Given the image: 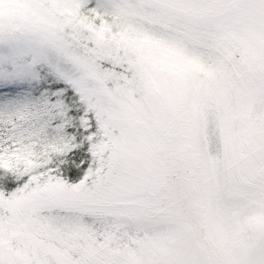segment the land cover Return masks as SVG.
Listing matches in <instances>:
<instances>
[{"label":"snow or ice","instance_id":"snow-or-ice-1","mask_svg":"<svg viewBox=\"0 0 264 264\" xmlns=\"http://www.w3.org/2000/svg\"><path fill=\"white\" fill-rule=\"evenodd\" d=\"M0 264H264V0H0Z\"/></svg>","mask_w":264,"mask_h":264}]
</instances>
